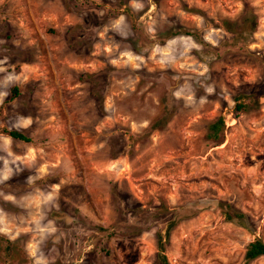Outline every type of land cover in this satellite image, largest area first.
Here are the masks:
<instances>
[{"label": "rangeland", "instance_id": "rangeland-1", "mask_svg": "<svg viewBox=\"0 0 264 264\" xmlns=\"http://www.w3.org/2000/svg\"><path fill=\"white\" fill-rule=\"evenodd\" d=\"M255 240L264 0H0V264H264Z\"/></svg>", "mask_w": 264, "mask_h": 264}, {"label": "trees", "instance_id": "trees-1", "mask_svg": "<svg viewBox=\"0 0 264 264\" xmlns=\"http://www.w3.org/2000/svg\"><path fill=\"white\" fill-rule=\"evenodd\" d=\"M221 126H222L221 121H216L215 123L208 125L206 128L207 133L205 137L209 140H216L218 131L220 130ZM4 134L11 140L27 142L23 136H21L20 134L14 131H10ZM259 257H264V244H262L260 241L257 240L248 243L244 250L243 261L250 262ZM163 264H165V261H163Z\"/></svg>", "mask_w": 264, "mask_h": 264}, {"label": "water", "instance_id": "water-1", "mask_svg": "<svg viewBox=\"0 0 264 264\" xmlns=\"http://www.w3.org/2000/svg\"><path fill=\"white\" fill-rule=\"evenodd\" d=\"M237 221L240 222V227L245 228V222L243 221V219H238Z\"/></svg>", "mask_w": 264, "mask_h": 264}]
</instances>
